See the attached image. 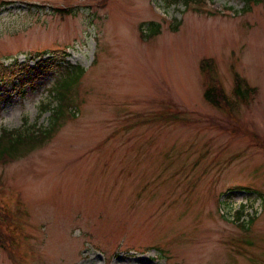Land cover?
Listing matches in <instances>:
<instances>
[{
    "label": "rangeland",
    "instance_id": "obj_1",
    "mask_svg": "<svg viewBox=\"0 0 264 264\" xmlns=\"http://www.w3.org/2000/svg\"><path fill=\"white\" fill-rule=\"evenodd\" d=\"M185 1L0 0V134L76 115L0 165L28 234L0 264H264V0ZM235 72L258 93L232 119L203 94Z\"/></svg>",
    "mask_w": 264,
    "mask_h": 264
},
{
    "label": "trees",
    "instance_id": "obj_2",
    "mask_svg": "<svg viewBox=\"0 0 264 264\" xmlns=\"http://www.w3.org/2000/svg\"><path fill=\"white\" fill-rule=\"evenodd\" d=\"M247 10L252 5L259 4L263 0H243ZM61 13H69L68 10H58ZM152 31L149 36H157L160 34V25L152 23ZM142 36L143 35L142 32ZM210 66V64H208ZM4 66V69H11ZM66 68L64 78L57 84H61L62 88L67 91L65 94L62 91V96L66 99L68 93V99L71 98L70 86L79 82L83 70L81 68ZM21 72L26 74L25 67L21 66ZM17 69H13L10 73L15 74ZM2 81V79H1ZM23 81V80H22ZM235 90L233 92L235 99L242 102L246 106L249 105L250 100L256 95L257 89L250 87L247 82L239 75L235 76ZM56 86L52 90L53 98L57 101V95L55 94ZM205 99L208 103L214 107L224 111L233 119V108L235 102L231 101L223 87L218 82L210 83L205 91ZM64 108V109H63ZM65 106L57 101V106L53 104L45 105L42 113H50L52 122L50 127L42 128L39 126H32L16 131L4 130L0 134V165H6L23 158H26L33 152L44 147L60 130L62 124H64L67 117ZM60 117L65 118L60 121ZM1 186V185H0ZM20 203L18 204V210L16 213L0 203V245L7 251H11L16 245H18V239L23 235V221L21 219Z\"/></svg>",
    "mask_w": 264,
    "mask_h": 264
}]
</instances>
